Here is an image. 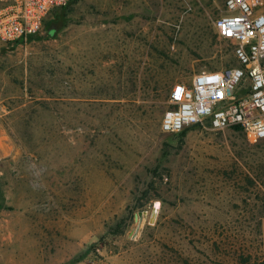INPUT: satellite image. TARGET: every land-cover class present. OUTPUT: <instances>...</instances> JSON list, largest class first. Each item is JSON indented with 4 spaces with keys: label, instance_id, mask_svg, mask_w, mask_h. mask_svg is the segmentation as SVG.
<instances>
[{
    "label": "rangeland",
    "instance_id": "374dc122",
    "mask_svg": "<svg viewBox=\"0 0 264 264\" xmlns=\"http://www.w3.org/2000/svg\"><path fill=\"white\" fill-rule=\"evenodd\" d=\"M224 10L70 0L0 40V264H264V140L160 128L175 83L237 65Z\"/></svg>",
    "mask_w": 264,
    "mask_h": 264
},
{
    "label": "built area",
    "instance_id": "2783aa9c",
    "mask_svg": "<svg viewBox=\"0 0 264 264\" xmlns=\"http://www.w3.org/2000/svg\"><path fill=\"white\" fill-rule=\"evenodd\" d=\"M70 0H0V40L14 43L40 31L45 17ZM263 0H224V13L214 22L220 38L230 42L237 65L202 71L169 92V108L160 128L176 134L206 123L212 129L240 128L246 140H264Z\"/></svg>",
    "mask_w": 264,
    "mask_h": 264
},
{
    "label": "trees",
    "instance_id": "16d2710c",
    "mask_svg": "<svg viewBox=\"0 0 264 264\" xmlns=\"http://www.w3.org/2000/svg\"><path fill=\"white\" fill-rule=\"evenodd\" d=\"M29 37H30V36H29ZM233 129H235V130H237V131H240V132H241L240 128H238V127H234Z\"/></svg>",
    "mask_w": 264,
    "mask_h": 264
},
{
    "label": "water",
    "instance_id": "95a60500",
    "mask_svg": "<svg viewBox=\"0 0 264 264\" xmlns=\"http://www.w3.org/2000/svg\"><path fill=\"white\" fill-rule=\"evenodd\" d=\"M51 34L53 33V30L50 32ZM154 216V215H153Z\"/></svg>",
    "mask_w": 264,
    "mask_h": 264
}]
</instances>
